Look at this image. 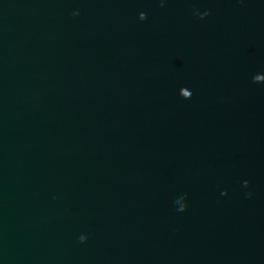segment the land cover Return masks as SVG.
Listing matches in <instances>:
<instances>
[{"label": "water", "instance_id": "1", "mask_svg": "<svg viewBox=\"0 0 264 264\" xmlns=\"http://www.w3.org/2000/svg\"><path fill=\"white\" fill-rule=\"evenodd\" d=\"M0 264H264V0H0Z\"/></svg>", "mask_w": 264, "mask_h": 264}]
</instances>
